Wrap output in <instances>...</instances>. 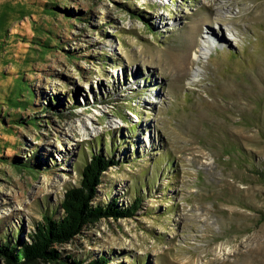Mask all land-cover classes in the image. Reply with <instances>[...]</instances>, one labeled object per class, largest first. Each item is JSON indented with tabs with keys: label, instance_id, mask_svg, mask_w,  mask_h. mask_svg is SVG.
I'll return each mask as SVG.
<instances>
[{
	"label": "rangeland",
	"instance_id": "374dc122",
	"mask_svg": "<svg viewBox=\"0 0 264 264\" xmlns=\"http://www.w3.org/2000/svg\"><path fill=\"white\" fill-rule=\"evenodd\" d=\"M18 72L33 124L9 133ZM0 147V241L61 217L95 153L117 164L93 203L141 199L34 264H264V0H0Z\"/></svg>",
	"mask_w": 264,
	"mask_h": 264
},
{
	"label": "trees",
	"instance_id": "16d2710c",
	"mask_svg": "<svg viewBox=\"0 0 264 264\" xmlns=\"http://www.w3.org/2000/svg\"><path fill=\"white\" fill-rule=\"evenodd\" d=\"M49 4L48 2L45 5L38 6L39 11L43 14L56 16V11L59 10V6L57 4L53 6ZM67 15L69 16V14ZM35 45L30 46L32 51H29V56L35 57V47H38L40 51L46 53L49 42L46 44L36 42ZM19 71H21L20 68ZM35 98L36 94L29 80L25 78L24 73L18 72L14 78L13 89L4 98L6 112L2 116V126L8 127L4 128L5 131L12 133L15 127L13 125L14 123L33 124L32 117L24 119L18 116V114L10 113V111H15L16 109H19L20 112L28 110L33 105ZM9 117L8 125H6L5 119ZM5 148V145L2 146V149ZM27 161H15L12 163L17 170L35 171L36 166L28 164ZM2 163H9V161L5 157L2 158ZM111 164L115 165L117 161L112 157H105L102 153H95L91 161L83 166L82 186L78 188L72 187L66 190L64 199L60 204L63 211L62 216L55 217V213H45L42 220L37 223L35 231L30 235V243L23 242L19 246L17 242H20V239H13V235L4 236L6 240L0 241V252L6 256L7 261L9 263L13 262L14 264H34L39 259L44 261L60 260L62 259L61 254L55 248H52V246L55 243H65L72 240L82 232L85 225L94 223L103 217H126L135 215L141 203V199L139 198L134 200L133 205L126 208L119 207L115 199L105 204L93 203L98 194V186L102 183L104 173L108 171ZM68 259L71 260V264H84L83 260L80 259L72 257H68ZM108 262L109 260L106 257H100L91 259L87 264H108Z\"/></svg>",
	"mask_w": 264,
	"mask_h": 264
},
{
	"label": "bare ground",
	"instance_id": "6f19581e",
	"mask_svg": "<svg viewBox=\"0 0 264 264\" xmlns=\"http://www.w3.org/2000/svg\"><path fill=\"white\" fill-rule=\"evenodd\" d=\"M259 16V15H258ZM213 33V32H212ZM226 39V38H225ZM228 39V38H227ZM226 41V40H225ZM211 52V48L201 46L197 52L194 53V58L201 59ZM178 62V61H177Z\"/></svg>",
	"mask_w": 264,
	"mask_h": 264
}]
</instances>
